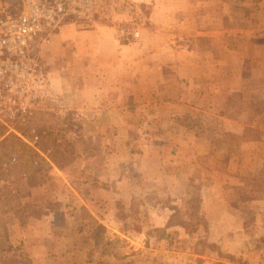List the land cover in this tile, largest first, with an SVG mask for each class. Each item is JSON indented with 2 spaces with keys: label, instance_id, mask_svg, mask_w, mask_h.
Instances as JSON below:
<instances>
[{
  "label": "rangeland",
  "instance_id": "374dc122",
  "mask_svg": "<svg viewBox=\"0 0 264 264\" xmlns=\"http://www.w3.org/2000/svg\"><path fill=\"white\" fill-rule=\"evenodd\" d=\"M113 1L110 7L89 13L88 19L71 18L48 40L34 44L37 78L42 84L34 110L24 124L12 130L0 127V264H34V259L41 264H79L74 254L63 251L87 242L103 244L97 226L101 223L93 213L102 216L107 211L115 215L119 228L134 231H130L129 239L118 235L104 240V250L119 254L128 245H151L143 254L136 250L127 264H141L142 259L149 264L235 261L239 256L234 245L264 242L263 235L253 233L252 218H246L240 233L223 236L219 231L222 222L217 223L212 215L217 207L202 202L208 192L203 170L192 176L189 185L181 187L187 200L174 201L173 191L179 189L168 182L165 186L159 169L140 162L139 147L149 139L145 129L150 121L145 111L151 109L150 101L155 100L157 92L162 95L165 91L157 87L155 94L133 98L124 96L122 86L116 83L112 90L98 94L93 78H89L86 95L81 94V68L90 65V56L80 51L84 46L92 47L88 41L93 31L100 29L103 36L110 31L115 44L122 45L138 43L143 28L149 26V3ZM230 6L233 18L259 19L260 25L250 26L246 34L251 39L253 33L260 34L262 46L255 54L247 44L245 59L246 68H256L258 62V70L243 73L247 76L245 89L220 90L219 79L211 75L219 88H186L185 97L196 106L200 126H211L220 135L216 142L223 151L216 155L220 159L228 157L230 167L239 169L244 177L239 189L223 191L234 198L228 209L239 215L247 210L249 200L264 199V0H230ZM79 35H85L80 42ZM108 101H115L110 113ZM146 101L148 105L137 108ZM213 113H225L236 120L233 129L240 126L239 139L233 132H223L225 122L220 120L213 126ZM31 135L36 136L34 143ZM153 174L158 177H149ZM110 178L117 179L111 182L112 195L117 197L105 205L97 199L108 194ZM161 208L169 215L162 221L157 216ZM110 220L108 217L107 222ZM235 220L239 222L238 216ZM45 225L50 230L43 241L47 259H42L41 250H33L35 256H29L31 251L24 249L21 241L28 233L31 239L43 240ZM143 226L147 227L145 234ZM227 244L231 248L225 247ZM94 252V248L89 251Z\"/></svg>",
  "mask_w": 264,
  "mask_h": 264
},
{
  "label": "crops",
  "instance_id": "0c3cea01",
  "mask_svg": "<svg viewBox=\"0 0 264 264\" xmlns=\"http://www.w3.org/2000/svg\"><path fill=\"white\" fill-rule=\"evenodd\" d=\"M142 1L149 3L150 18L149 26L143 28L138 43L116 45L110 31L109 35L103 36L100 29L94 30L90 35L88 42L92 47L84 46L85 48L80 51V54L90 56V65L81 68L84 77L79 83L81 94L86 95L85 85L89 78H93L94 91L98 94L112 90L116 83L122 86L124 96L133 98L139 95L147 97L156 92L157 87L163 89L165 93L159 95L157 92L155 100L150 101L151 109L145 111L146 118L150 121L145 129L149 139L146 140L147 144L139 147L140 162L146 167L159 169L165 186L168 182L172 188L179 189L173 191L174 201L187 200L184 190L180 191L181 187L189 185L192 176L203 170L206 176L204 185L208 192L202 196V202H210L217 207L212 215L217 223L222 222L219 224L221 234L225 236L240 233L246 226V218H252L253 233L255 236H264V199L249 200L247 210L239 215L228 209L234 198L223 194V191L226 190L227 193V190L239 189L244 185V177L240 175L239 169L236 171L230 167L228 157L220 159L216 155L223 151L216 142V137L220 135L213 131L211 126L205 127L209 130L200 126V121L196 119V106L185 97L186 88L192 91H198L196 87L203 85H207L209 89L219 88L211 75H216L219 79L220 90L245 89L247 76L243 73L258 70L259 64L255 63L257 69L252 65L246 68L247 44L251 46L250 51L255 54L262 46L260 34L253 33L251 39L246 32L250 26H259V19L233 18L230 0ZM231 30L235 33H231ZM83 36L85 35L78 36V42ZM198 42L204 45H198ZM253 58L256 60V55ZM174 88L176 90L172 91ZM147 103L148 101L137 105V108L148 105ZM114 105L115 101H108L109 113ZM135 113L136 111L133 114ZM211 116L213 126L221 120L225 122L223 132H233L237 135L234 138L239 139L240 126L233 129L236 120L230 115L213 113ZM153 176L158 177L154 174L149 177ZM116 181L117 179H109V190L105 188L109 195L105 194L102 200L97 199L99 203L107 205L115 200L117 195L115 193L112 195L111 182ZM101 215L93 213V218L101 223L97 226H100L103 244L104 240H110L118 235L128 238V235H131L130 231H134L119 228L114 222L115 215L112 211ZM206 215L208 216V213ZM157 216L161 221L169 217L164 208L158 210ZM237 216L239 222L235 220ZM108 217L111 218L109 222ZM140 218L143 216L140 215ZM146 228L142 227V233L145 234ZM49 231V225H45L43 240L31 239L28 233L27 238L21 241L24 249L31 251L29 256H35L33 250H41L44 251L42 259H47L48 251L43 241L50 236ZM103 244L97 242H93V245L88 242L85 245L78 244L77 247H70L63 253L74 254L79 264H127L129 259L133 260L136 250L143 254L145 250L151 249L149 243H144L141 247L128 245L124 251L119 250L117 254L116 250L112 252L104 250L106 246ZM225 247L228 248L230 245L227 244ZM91 248L96 250L94 254L89 253ZM233 249L236 256H239L238 259L223 260L224 264H264V242L253 245L248 243V246L234 245ZM33 263L41 264L35 259ZM141 264L149 263L142 259Z\"/></svg>",
  "mask_w": 264,
  "mask_h": 264
},
{
  "label": "built area",
  "instance_id": "2783aa9c",
  "mask_svg": "<svg viewBox=\"0 0 264 264\" xmlns=\"http://www.w3.org/2000/svg\"><path fill=\"white\" fill-rule=\"evenodd\" d=\"M111 4L113 0H0V127L12 130L34 110L42 86L35 42L48 40L71 18L88 19L89 13Z\"/></svg>",
  "mask_w": 264,
  "mask_h": 264
}]
</instances>
